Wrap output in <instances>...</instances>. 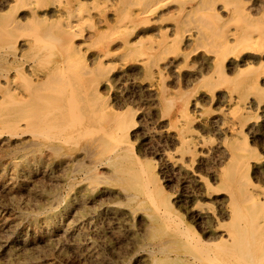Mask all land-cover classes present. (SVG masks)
<instances>
[{
	"label": "rangeland",
	"instance_id": "374dc122",
	"mask_svg": "<svg viewBox=\"0 0 264 264\" xmlns=\"http://www.w3.org/2000/svg\"><path fill=\"white\" fill-rule=\"evenodd\" d=\"M25 1L26 0H10L9 4H11V2L14 3L11 4L13 5V14L25 16L31 13L32 8L27 5H23ZM43 1L45 3L48 0ZM74 1L79 2L80 4L84 3V10L89 9V7L91 6H99L98 8H100L99 17L98 13H94L92 17L84 14L85 19L87 18L89 21V25L86 23L82 24V27L84 26V31L83 33H78L75 37V40L76 42L80 43V47L82 50L78 56L82 61L85 62L83 63L89 68V70L92 69L90 70L91 73L88 75V77H90L88 78L87 83H91V86L94 87V90H96L98 97L102 95L100 97L102 98V100L98 99L99 108L101 111L105 112L106 116L102 125L103 127L108 129L107 126L110 125L111 127V123L117 120L119 122V125L118 127H116L117 129L114 128L115 132H117V136L115 135V137L101 138L98 132L94 130L87 133L89 136L90 134H92L90 138L87 134L83 138H81L80 136H77L80 128H77L76 132L74 126V129H71V134L69 136L65 135L64 139L62 138L63 136L61 134L57 133L56 135V132L54 131L49 132V134H52H50L51 136L47 134L44 136L45 138L41 139L42 136H39V138L38 136H35V133H33L26 126V122L21 123V129H17L13 132L8 131V129L6 128H2V124L0 122V131H2L0 132V264H169L168 256H171L172 253L170 252L171 250L168 245L169 239L171 238L172 228L176 226L174 225L175 223H179L181 224V226L185 225L193 229L195 228L196 233H199L201 235L202 233L208 234L216 221L225 222L228 220L226 210L229 207L228 198L230 194H227L228 191H222V182L226 178L224 172H231L232 170L236 169L233 168L231 170V168L233 167V163L229 161L231 154V143L235 141L247 142V149L245 154L250 159L248 167V176H251L248 178L250 183L252 182L250 185L256 199L264 201V98L260 99L258 96L259 90H261V88L255 93L247 94L248 97L245 98L246 102L243 101L242 103L238 102V100L236 99H230V96L228 95L230 91L235 90V86L234 84H232V82H227L223 86H218L217 89L214 88L215 92H210L204 88H201V72L208 70L207 68H203L202 66L207 59L211 58L204 47H202L201 45H197L192 41V36L187 32H185V36L179 47L181 50L183 49L181 52L189 54L191 52L192 53L188 56V58L185 55L176 56L174 54L173 57V54L171 53L165 54L161 62L162 72L154 71V73H150L149 75L148 72L144 71L145 67L141 62L137 60L132 61L125 59V53L122 44L124 43L125 39H135V37L139 38L140 36L141 40L144 43L149 42V40L151 39L150 37L154 34H142L143 32H141V34L136 33L141 30H148L151 28V26L156 27L155 25L159 26L163 24H176V20H178L179 16L181 15L179 9L180 6L183 5L185 8L189 9L193 4L200 0H186L187 2H184L185 4H181L177 0L172 1L171 4L169 2L168 4L161 7L159 11L157 10L155 13L151 14L150 18L138 19L136 21V29L134 28L132 34L126 33L123 36H117V39L109 42V47H111L112 51L108 56H102L104 55V50L107 46L105 44V46H103V44L101 45L98 42V38L95 37H99V34L105 33L107 31L109 32L110 29L112 30L116 24L115 22L118 21V18L120 17L122 19L127 13L125 12V10L121 11V6H119L117 1L114 2L110 0L109 2H106L105 0H96V2L94 0L93 2L92 0L91 2V0H69L70 3H74ZM219 1L215 5V12L217 13H215L216 16L214 17V19L217 23L219 22V24H225L226 26H230L232 24L233 26L231 25L229 27L230 29L235 28L236 23H234L235 21L231 19V14L229 11L230 6L226 5L223 0ZM222 1L225 4H223ZM237 1L238 0H234V5L239 4L240 0L238 2ZM242 1L243 0H241L240 2L241 5H243L247 9L256 4L260 7L259 9H257L259 13L264 11V0H244L243 3ZM261 1L262 3H260ZM59 2L60 0H58V3L56 2V0H53V2L52 0H49L48 4L46 2L44 7L43 3L41 5L42 7L38 6L35 10L39 15L41 14V17L43 15V17L47 16L48 18L55 20L60 14L59 9L62 8V5H60ZM90 2L92 5L90 4ZM19 3H23L21 4L22 6H20ZM112 3L115 5L113 6ZM1 6L3 5L0 3V8ZM171 6L174 7L172 8ZM227 8L228 10H226ZM0 11H3L4 13L5 11H7V7L3 10L0 9ZM174 11L177 12L175 13ZM219 12H221V15L218 14ZM120 13L122 14L121 16H119ZM100 17L103 19V21ZM171 19L173 22L171 21ZM223 19L225 20V22ZM52 20L46 21V23L51 24L53 22ZM221 20L223 23L221 22ZM86 21L87 20H85L84 22ZM90 21H92L93 24H90ZM124 21L125 20H122V22ZM39 24L40 23L24 21L23 26H33V28H31L32 30L29 29V26L26 28L24 26L25 29L22 27V29L18 32V37L20 39L17 37V40L19 41L15 43V48L11 50H2L4 54L2 53V56L0 55V66L4 65V67L0 68V98L5 89H14L13 91H15V93L17 92V94L24 93L23 88H21L19 85L20 82H23L20 79L21 77L18 75L20 72L27 73V75L29 74V79L33 81L36 77L34 73H41L45 71L55 62L54 60L57 59V56L55 54L58 53V48L56 47L57 44L54 39H48L52 47L51 49H53V52L55 53L54 56L51 55L48 61H42L36 55H33L34 58L31 57L32 51L30 50L27 38L30 34L43 32V30L40 29L41 25ZM28 30L30 31L28 32ZM87 33L89 35H86ZM160 37L161 36L159 34H155V36H153L152 38L160 39ZM161 45L162 44H160L159 46ZM194 45L197 47L199 46L197 50ZM238 49L236 50V55L233 54L230 60L226 59L225 63L223 64V67L225 68V70H228L230 75H234V70H232L230 66L232 64H236L243 57V55L246 54L243 49L239 53L240 50ZM255 49L254 54L258 55L257 53H255V51L259 52L260 49ZM8 55L12 56L10 57ZM4 56H6V58H4ZM23 56L25 57V59ZM122 57L124 58L122 59ZM184 57H186V60H184ZM180 60L182 61L180 62ZM3 61H5L6 64ZM39 62L41 63V65L39 64ZM42 62L43 65H45V62H47L46 64L48 66H43ZM15 63L19 64L15 65ZM37 63L39 64V66L37 65ZM227 64H229L228 68ZM29 65L31 66V68ZM96 65H98V68H101H99V70L96 69ZM103 66H106V68H104ZM36 67H39V69ZM103 76L105 77L103 78ZM2 77L4 79H2ZM146 77H148V79ZM95 81H98V83ZM228 83L231 84L228 85ZM157 84L159 85L157 86ZM260 87H262V89L264 88V82L260 84ZM154 88L156 91H154ZM98 89L99 91H97ZM227 89H229V91H226ZM183 90H185L184 94ZM251 92H253V90ZM209 95L211 97H209ZM257 97L259 99H257ZM227 98L229 99V102ZM168 99H170L169 102ZM102 101H104L105 106ZM101 103L103 104L102 106ZM201 105L203 108L201 107ZM124 108H126L125 111ZM239 108L243 110L244 115L242 114L240 116L241 118L236 116L233 117V112ZM112 110L114 114L118 116L120 115L119 119L115 118ZM121 111H123V113ZM130 111H133V115ZM193 113L194 115H191ZM128 114L131 116H129ZM223 115L224 118H222ZM185 116H188L189 118V133H192V147L190 149H183L181 145V136L183 133V131L181 130L183 126L182 119ZM133 118L135 121H133ZM247 120L249 122H247ZM237 122L242 126V130L240 129V125ZM245 122H247L248 124H246ZM227 125H229L228 128ZM248 128L251 130H249ZM155 129L157 132L155 131ZM239 129L241 130L242 134H240ZM127 130L128 137L124 136V134L126 135ZM146 131H148L149 133H146ZM245 134L246 139L248 140H244ZM60 135L61 137H59ZM86 137L88 139V142H86ZM116 138L119 140H117ZM176 140L179 141L177 142ZM112 142L115 145H113ZM129 143L133 148H131L132 153L141 161V164L138 163L139 165L137 164V162L134 163V166L136 165L135 168H137L141 172L139 178L134 181L135 183L131 182L130 178H127V176L125 177L120 174L115 175L116 167L111 164V159L115 156V152L119 150L116 146H119V148H127ZM96 144L98 145L96 146ZM177 144L179 145L177 146ZM109 145L113 148L110 147L109 149ZM131 146L129 145V148ZM91 147L94 149H92ZM82 148L83 150L85 149V153ZM111 150L112 152H110ZM86 155H88L89 157H87ZM257 155L259 158H257ZM90 157L91 159H89ZM184 158L186 160L188 159V162H186ZM104 162L106 163V165ZM183 165L186 166L184 167ZM187 165L188 167H190L188 168ZM216 166L219 167L217 168ZM224 166H227V170L224 168ZM191 167H193L194 169ZM110 174L113 176V178L109 176ZM92 175L96 178H99V175H102L101 177L103 181L101 177L99 179L90 178L92 177ZM110 177L111 181L109 183L108 178ZM148 177L150 182H148ZM219 177L222 180H219ZM120 178L123 181H121ZM198 178L199 180L201 179V181H199ZM100 179L101 181L99 182ZM203 180L204 182H202ZM91 181H93V183L95 182L94 185ZM113 181L118 182L113 183ZM253 182L255 183V185H253ZM123 183L126 184H124L123 186ZM156 184L157 187H155ZM126 185L127 188L129 186L128 189L125 188ZM152 186L153 188L155 187L154 189H152L154 190L153 192L151 189H148L152 188ZM216 186L217 189L215 190ZM262 187L263 189H259ZM145 189L151 194L154 193L153 197L155 198L156 202H158L157 206H159L157 210L155 208H152L153 203L148 202V200L146 199L148 197V194L146 193ZM211 189H214L215 192ZM210 191L212 194H210ZM163 192L166 193L164 194ZM164 197L167 198L169 206L164 203H159V198ZM131 203L133 205H131ZM172 206L174 208H172ZM163 209L165 210L163 211ZM196 211L197 213H195ZM156 213H159L158 215L160 216L162 214L165 215L166 213V215L169 214V216L171 217V219L169 217L170 226L167 225L166 230L162 234L163 236H160L159 240L151 237V231L154 225L153 218ZM104 216L105 218H103ZM110 219L112 220V222L110 221ZM149 219L153 221V224ZM168 226L170 228H168ZM114 228L118 231L114 230ZM164 238L167 239L165 240ZM146 242L150 245H147ZM141 245L143 247H141ZM164 245L165 248H169V251H167L168 249L163 248ZM151 249L152 251L154 250V252H152ZM158 251H162L163 254L162 252L161 254H159Z\"/></svg>",
	"mask_w": 264,
	"mask_h": 264
},
{
	"label": "bare ground",
	"instance_id": "6f19581e",
	"mask_svg": "<svg viewBox=\"0 0 264 264\" xmlns=\"http://www.w3.org/2000/svg\"><path fill=\"white\" fill-rule=\"evenodd\" d=\"M48 1H46L47 4H48ZM105 1L109 2L110 0H105ZM112 1H114V2L117 1L119 6H121L120 7L122 9L121 11L125 10V12L127 14L122 19L119 17L120 18V20L118 18L119 22L118 21L117 22L114 21L116 24H115V26L113 27L112 30L110 29L111 31L109 30V32H108L107 29H106L107 32L104 31L105 33H102V34L98 33L99 37L98 36L95 37V38H98V42L101 45L103 44V46H105V45L107 46L106 49L104 50V55H102V56H108L109 53L112 51L111 47H109V44H110L109 42L110 41L112 42L113 40L117 39L118 38L117 36H123L126 33H128V34H132L133 33L134 28L136 29V26H137L136 21L138 19L150 18V15L155 13L157 10L159 11V9L161 7H163L164 5L168 4L169 2L171 4L172 1H176V0H112ZM177 1L179 3H181V4H185L184 2H187L189 0H187V1L186 0H177ZM218 1L219 0H203V1L200 0V1H197L195 4H193L189 9L185 8L182 5L179 8L180 12H181V15L179 16V19L176 20L177 21L176 24L172 25L173 24L172 23V24H167V25L163 24V25H159V26L155 25L156 27H154V26L152 27L150 25L151 26L150 29L144 30V31L141 30L138 33H136V34H141V32H143L142 34H154L153 36H155V34H159L161 36L160 39H155V38H152L153 36H151L150 37L151 39L149 40V42H146V43H144L141 40L140 36H139V38L135 37V39H125L124 43L121 42L123 44V50H124V53H125V56H124L125 59L126 60H132V61L133 60H137V61L141 62L144 65V67H145L144 71L148 72L149 75H150V73H154V71H161V68H162L161 62H162L163 57H164L165 54H170L171 53V54H173V57H174V54L176 56H178V55L179 56L180 55L184 56L185 55L188 58V56L192 53L191 52L189 54V53L181 52L183 49L181 50L180 47H179L180 43L183 41V38L185 36V32H187V33H189L192 36V38L190 37L192 39V41L194 43H196L197 45H201L202 47H204L205 50L207 51V53L209 54L210 58H211V59H207L203 63L202 67L203 68H207L208 70L201 72V78H200V83H202L201 84V86H202L201 88H204V89H206V90H208L210 92L211 91L215 92L214 88L217 89L218 86H223L227 82H232V84H234V86H235V90L229 92L228 95L230 96V99H236V100H238V102L242 103L243 101H245V98L248 97L247 94L255 93L260 88H261V90H259L258 96H259L260 99L264 98V88L262 89V87H260V84L262 82H264V11L259 13V11H257V9H259L260 7L257 6L256 4L251 6V8L247 9L243 5H241V3H240L241 0H240L238 5H234V3H233L234 0H223L226 3V5L230 6V10L229 11H230V14H231V19L235 21L234 23H236L235 28L230 29L229 27L232 24L230 26H226L225 24H219V22L217 23L216 20L214 19V17L216 16L215 13H217V12H215V9H216L215 5H216V3ZM223 1H222V3L225 4ZM52 2H53V0H52ZM56 2L58 3V0H56ZM70 2H69V0H60L59 3H60V5H62L61 6L62 8L59 9L60 14L58 15V18L55 19L56 20L55 21V20H52V19L48 18L47 16L43 17V15H42V17H41V14L39 15L36 12L35 9L38 6L42 7L41 5L44 3L43 0H26L25 3L23 2L24 4L23 3H19L20 6H22L21 4H23L24 6L27 5L30 8H32L31 13L27 14V15L24 14L25 16H23V15L19 16L17 14H13V8H12L13 5H11L13 2H11V4H9L10 0H1L0 1V3L3 5L0 8L1 10L5 9L7 7V11H5L4 13H3V11H0V55L1 56H2V53H3L2 52L3 49H6V50L10 49L11 50V49L15 48V43L17 41H19V40H17L19 38L18 37V32L22 29V27L24 28V26H25V25L23 26V22L24 21L40 23L39 24V25H41L40 29L43 30V32L41 31L42 33H38L37 32V33H34V34H30L28 36V38H27V40L29 42L30 50L32 51L31 52V54H32L31 57H33V55L34 56L36 55L40 60L48 61L50 59L51 55L54 56L55 53L53 52V49H51L52 47H51V44L49 43L48 39H51V40L54 39L56 41V44H57L56 47L58 48V53L55 54L57 56V59L54 60L55 62L49 68H47L45 71H43L41 73H34V75H36L35 80L32 81L31 79H29V76H28L29 74L27 75V73H23V72L19 73L17 71L19 74L18 73H16V74H18L21 77V78L20 77L19 78L23 81L22 83L20 82L19 85H20L21 88H23L24 93L23 94H17V92L15 93V91H13L14 89L13 90H6L5 89V91H3L2 96L0 98V122L2 124V128H6V129H8V131L13 132V131H16L17 129L18 130L21 129V126H20L21 123L22 122H26V126L33 133H35L34 134L35 136H38V138H39V136H42L41 139L45 138L44 136L49 134L50 131L56 132V135H57V133L61 134L63 136L62 138L64 139L65 135L69 136L71 134V132H72L71 129L74 126H75L74 127L75 131H76L77 128H80L79 132L77 133V136H80L81 138H83L88 132H91V131H94V130L98 132V134H99V136H101V138H104V137L105 138L115 137V135L117 136V134H116L117 132H115V129H114V128L118 127V125H119V122L117 120H115V122L112 121L113 123H111V121H110L111 127H110V125L109 126L106 125L108 127V129L103 127V125H102L104 119L106 118L105 112L100 110L99 104H98V99L102 100V98H100L102 95L100 97H98V94H97L96 90L93 89L94 87L91 86V83L90 84L87 83L88 82V78L90 77V76L88 77V75L91 73L90 70H92V69L89 70V68L84 64L85 62L82 61L81 58L78 56L79 53H81L82 50H81V47H80L81 46L80 43L76 42V40H75L76 35L78 33H83V31H84V29H83L84 26L82 27V24L83 23L84 24L85 23L86 24L89 23L88 19L87 18L85 19L84 14L92 17V15L94 13H98V17H99V9L100 8H98L99 6L98 7L97 6H91V7H89V9L84 10V5H85L84 3L80 4L79 2H75V1H74V3H70ZM91 2H92V0H91ZM91 2H90V4H91ZM93 2H94V0H93ZM243 2H244V0L242 1V3ZM45 3L43 5V7L45 6ZM235 3H236V1H235ZM260 3H262V1ZM93 5H95V4H93ZM114 5L115 4H113V6ZM249 7H250V5H249ZM25 8H23V9H25ZM86 8H87V6H86ZM254 8H255V10H254ZM40 9H42V8H40ZM110 10H111V8H110ZM226 10H228V8ZM113 12H114V10H113ZM220 13L221 12H219L218 14L221 15ZM45 14H47V13H45ZM121 15L122 14L120 13L119 16H121ZM51 20L53 21L51 24L46 23V21H51ZM85 20H87L88 22L87 21L84 22ZM91 20H92V18H91ZM101 20L103 21L102 18H101ZM122 20H125V21L122 22ZM159 20H160V18H159ZM171 21H172V19H171ZM221 22H222V20H221ZM224 22H225V20H224ZM91 23L93 24L92 21H90V24ZM96 23H97V21H96ZM26 25H27V23H26ZM30 25H31V23H30ZM143 25H145V24H143ZM28 26H25V28L28 27ZM90 27H91V25H90ZM31 28H33V26L32 27L29 26V29H31ZM29 31L30 30H28V32ZM92 31H93V29H92ZM21 34H22V32H21ZM86 35H89V34L87 33ZM79 36H80V34H79ZM94 40H96V39H94ZM186 43H187V41H186ZM160 44H162V45L159 46ZM54 46H55V44H54ZM29 47H28V50H29ZM159 47H160V49H159ZM198 47L195 46L196 50L198 49ZM97 48H95V49H97ZM238 48H242L246 52V54L243 55V57L236 64H234V65L230 64L231 65L230 68H232V70H234V73H233L234 75H230L228 70H225V68L223 67V64L225 63L226 59L230 60V58H231V56L233 54L236 55V50ZM255 48L260 49L259 52L255 51V53H257L258 55L254 54V49ZM242 49H238V50H240L239 53L241 52ZM258 49H257V51H258ZM186 52H187V50H186ZM8 56H10V55H8ZM24 56H25V54H24ZM23 57H21V58H23ZM124 57H122V59ZM186 57H184L185 58L184 60H186ZM4 58H6V56H4ZM33 58H31V59H33ZM112 58H114V57H112ZM17 59H18V57H17ZM24 59H25V57H24ZM40 60H38V61H40ZM169 60H170V58H169ZM181 61L182 60H180V62ZM3 62H5V61H3ZM3 62H1V63H3ZM46 63L47 62H45V65H47ZM141 63H140V65H141ZM5 64H6V62H5ZM18 64L19 63H17V64L15 63V65H18ZM39 64L41 65L40 62H39ZM39 64L37 63L38 66H39ZM98 64H99V62H98ZM42 65H43V62H42ZM45 65H43V66H45ZM100 66H101V64H100ZM106 66H107V64H106ZM106 66H103V67L106 68ZM2 67H4V65L0 66V68H2ZM228 67H229V64H227V68ZM30 68H31V66H30ZM36 68L39 69V67H36ZM95 68L99 70V68H101V67L98 68V65H96ZM123 68H122V70H123ZM183 69H184V67H183ZM102 70H103V68H102ZM112 70H113V67H112ZM174 70H175V68H174ZM140 74H142V73H140ZM32 76H33V73H32ZM104 77L105 76H103V78ZM175 77H176V75H175ZM99 78H100V76H99ZM146 78L148 79V77H146ZM2 79H4V78L2 77ZM95 82L98 83V81H95ZM179 82H180V80H179ZM133 84H131V85H133ZM229 84H231V83H228V85ZM158 85L159 84H157V86ZM93 86H95V85H93ZM183 89H185V88H183ZM223 89H224V87H223ZM252 90H253V92H251ZM97 91H99V89ZM154 91H156L155 88H154ZM184 91L185 90H183V94H184ZM226 91H229V89H227ZM138 93H139V91H138ZM146 94H147V92H146ZM210 95H209V97H211ZM229 96H227V97H229ZM259 98L257 97V99H259ZM204 99H206V98H204ZM212 99H213V96H212ZM257 99H255V100H257ZM227 100L229 102L228 98H227ZM169 101H170V99H168V102ZM102 102L104 104V101H102ZM103 104L101 103V106ZM247 104H245V105H247ZM199 105H200V103H199ZM104 106H105V104H104ZM188 106H189V104H188ZM201 107H202V105H201ZM125 109L126 108H124V111H125ZM108 111H106V112H108ZM116 112H117V110H116ZM121 112L123 113V111H121ZM121 112H119V113H121ZM130 112L132 113L133 111H130ZM112 113H113V110H112ZM188 113H189V111H188ZM199 113H200V111H199ZM242 114H243V110L239 108V109H237V110H235L233 112L232 116L233 117H235V116L236 117H240ZM113 115L115 116L116 119L120 118V115L118 116V115H116L114 113H113ZM132 115H133V113H132ZM191 115H194V113L191 114ZM224 115H223L222 118H224ZM111 116H112V114H111ZM116 116H118V117H116ZM129 116H131V115H129ZM225 119H226V117H225ZM225 119H223V120H225ZM113 120H114V118H113ZM182 120H183V122H182L183 126H182L181 130L183 131V133H182V136H181V145H182L183 149H190L192 147V141H191L192 140L191 139L192 138V133H189V131H190L189 118H188V116H185V117H183ZM133 121H135L134 118H133ZM229 121H230V119H229ZM247 122H249V121L247 120ZM247 122H245V123L248 124ZM1 124H0V126H1ZM240 124H241V120H240ZM192 125H195V124H192ZM166 126H167V124H166ZM228 126L229 125H227V128H228ZM162 127H164V126H162ZM241 127L242 126L240 125V129H241ZM129 128H130V126H129ZM206 129H207V126H206ZM128 130H130V129H128ZM128 130L126 131V135L124 134V136H127ZM241 130H240V134H242ZM249 130H251V129H249ZM155 131H156V129H155ZM0 132H2V131H0ZM54 132H53V134H54ZM147 132L148 131H146V133ZM229 134H230V132H229ZM61 135L59 137H61ZM91 135L92 134H90V136ZM90 136H89V138H90ZM208 136H209V134H208ZM87 137H86V139H87ZM224 137H226V136H224ZM117 140H119V139H117ZM244 140H248V139H246V134H245ZM41 141H43V140H41ZM151 141H153V140H151ZM165 141H166V139H165ZM220 141H221V139H220ZM86 142H88V139H87ZM169 142H171V141H169ZM44 143H46V142H44ZM225 144H226V142H225ZM97 145L98 144H96V146ZM113 145H115V144L113 143ZM129 145L131 146V144L129 143L127 148H125V147L124 148L123 147L119 148V146H116V147H118L119 150H117L115 152V156L111 159V162H112L111 164H113V166L116 167V172L117 173L115 172V175L116 174H120V175L125 176V177L127 176V178L128 177L130 178L131 182H134V181H136L139 178L140 173H141L137 168H135L136 165L134 166V163L137 162V164L138 163L141 164L140 163L141 161H140V159H138V158H136L134 156V154L132 153V149L133 148H132V146L129 148ZM178 145L179 144H177V146ZM84 147H85V145H84ZM110 147H112V146L109 145V149H110ZM89 148H90V146H89ZM97 148H99V147H97ZM145 148H147V147H145ZM92 149H94V148H92ZM246 149H247V142L246 141L245 142L244 141H235V142L231 143V145H230L231 154H230V160L229 161H231L233 163V167L231 168V170L233 168L234 169L236 168V169L232 170L231 172H224V174L226 175V178H225V180L223 179L224 180L222 182L223 189L221 188L222 191L223 190L228 191L227 194L228 193L230 194L229 198H228L229 199V207L226 210L228 220L225 221V222H221V221L217 222L216 221V223L213 224V226H212V228H211V230L209 231L208 234L202 233L201 235L199 233L198 234L196 233L195 228L193 229V228H191L189 226H185V225L181 226V224H179L178 222L177 223L179 225L175 223L174 225H176V226L172 228L171 238L169 239V245H168L170 250H171L170 252L172 253V255L171 256L166 255V256H168L169 264H264V201L256 199L255 194L253 193L252 187L250 185L252 183V182L250 183L249 178H248V177H251V176H248V171H249L248 167H249V160L250 159L245 154ZM82 150H83V148H82ZM112 150L110 152H112ZM85 152L86 151H84V153ZM220 153H221V151H220ZM224 153H225V151H224ZM90 154H91V152H90ZM106 154H108V153H106ZM86 156L89 157L88 155H86ZM107 156H109V155H107ZM257 158H259L258 155H257ZM89 159H91V157ZM187 160H186V162H188ZM190 160H192V159H190ZM92 161H90V162H92ZM105 165H106V163H105ZM193 165H194V162H193ZM218 165H220V164H218ZM224 165H226V164H224ZM204 166H205V164H204ZM187 167H188V165H187ZM226 167L227 166H224V168L227 170ZM144 168H145V166H144ZM188 168H185V169H188ZM191 168H193V167H191ZM177 170H178V168H177ZM193 173H195V172H193ZM111 174L109 176H111L113 178V176ZM218 175H220V174H218ZM218 175H217V177H218ZM101 176L99 175V178ZM87 177H90V176H87ZM111 177L108 178L109 183L111 181L110 180ZM90 178L95 179L96 177L92 175V177H90ZM99 178L97 177L96 179H99ZM157 178H158V176H157ZM221 178H222V175H221ZM221 178L219 177V180ZM223 178H224V176H223ZM101 179H102V177H101ZM101 179L99 180V182L101 181ZM115 179H116V176H115ZM120 180H121V178H120ZM198 180H199V178H198ZM206 180H208V179H206ZM206 180H205V182H206ZM93 181H95V180H93ZM93 181H91V182L94 185L95 182L93 183ZM102 181H103V179H102ZM121 181H123V180H121ZM143 181H144V179H143ZM199 181H201V179ZM114 182L117 183L118 181L117 182L113 181V183ZM148 182H150L149 181V177H148ZM202 182H204V180ZM144 183H145V181H144ZM157 183H158V180H157ZM124 184H126V183H123V186H124ZM136 184H139V183H136ZM142 184H143V182H142ZM206 184H208V183H206ZM149 185H150V183H149ZM253 185H255L254 182H253ZM143 186H145V185H143ZM204 186H206V185H204ZM111 187H113V186H111ZM155 187H157V184H156ZM254 187H256V186H254ZM125 188H127V185H126ZM128 188H129V186H128ZM154 188L152 186V188H148V189L152 190ZM216 189H217V186H216L215 190ZM259 189H263V187L259 188ZM124 190H126V189H124ZM130 190H131V188H130ZM211 190L213 191L214 189H211ZM215 190H214V192H215ZM145 191H146V189H145ZM153 191L154 190H152V192ZM146 193L148 194L147 195L148 197L147 198L145 197V198L148 200V202H150V203L152 202L153 203V207L152 208H155L157 210L159 206H157L158 202H156L155 198L153 197L154 193L151 194L150 192H147V191H146ZM130 194H131V192H130ZM164 194H162V195H164ZM210 194H212L211 191H210ZM141 196H142V194H141ZM128 197H130V196H128ZM137 198H139V197H137ZM141 199H142V197H141ZM184 200H185V198H184ZM198 200H199V198H198ZM158 201H159V203H164L167 206H169L168 200L165 197L164 198H159ZM131 205H133V204L131 203ZM194 207H195V205H194ZM224 207H225V205H224ZM172 208H174V207L172 206ZM141 210H143V209H141ZM147 210H148V208H147ZM164 210L165 209H163V211ZM177 210H178V208H177ZM195 213H197V211ZM158 214L156 213V215L153 218L154 225H153V229L151 231V237L154 238V239H157V240H159L160 236H163L162 234L166 230L167 225L170 224L169 221L171 219L169 214L166 215V213H165V215H164V214L161 213L162 214L161 216L158 215ZM131 216H133V215H131ZM169 217H170V219H169ZM175 217H176V215H175ZM103 218H105V216ZM175 219H177V218H175ZM149 220H151V219H149ZM183 220H184V218H183ZM110 221L112 222L111 219H110ZM153 221L151 220V223ZM171 223H173V222H171ZM187 223H189V222H187ZM149 226H147V227H149ZM169 226H168V228H170ZM108 227H109V225H108ZM147 227H145V228H147ZM149 228H151V227H149ZM114 230H117V229L114 228ZM144 234H146V233H144ZM152 240H150V241H152ZM8 241H9V239H8ZM142 241H143V239H142ZM73 243H71V244H73ZM147 245H150V244L147 243ZM159 245H160V243H159ZM161 245H162V243H161ZM168 246H166V247H168ZM141 247H143V246L141 245ZM160 247H159V249H160ZM163 248H165V245H164ZM169 248H165V249H168L167 251H169ZM147 249H149V248H147ZM152 249H151V251H152ZM152 252H154V250ZM161 252H159V254H161ZM144 253H147V252H144ZM162 254H163V252H162ZM167 254H168V252H167Z\"/></svg>",
	"mask_w": 264,
	"mask_h": 264
}]
</instances>
